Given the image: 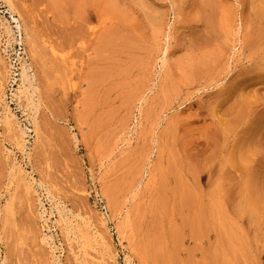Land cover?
<instances>
[{
  "label": "rangeland",
  "instance_id": "obj_1",
  "mask_svg": "<svg viewBox=\"0 0 264 264\" xmlns=\"http://www.w3.org/2000/svg\"><path fill=\"white\" fill-rule=\"evenodd\" d=\"M0 264H264V0H0Z\"/></svg>",
  "mask_w": 264,
  "mask_h": 264
},
{
  "label": "bare ground",
  "instance_id": "obj_2",
  "mask_svg": "<svg viewBox=\"0 0 264 264\" xmlns=\"http://www.w3.org/2000/svg\"><path fill=\"white\" fill-rule=\"evenodd\" d=\"M16 27H18V28H20V26H16ZM8 28V27H7ZM10 31V30H9ZM28 71H29V67H27L26 66V63L23 65V67H22V74H21V82H22V86L21 87H19L18 88V90L17 91H19V92H22L21 91V88L22 87H24V88H26V86H27V88L28 89H30V88H32L33 87V81H32V78H31V76L29 75V73H28ZM33 103L32 105H34V102L32 101V100H29L28 101V103ZM10 208V207H9ZM12 211V210H11ZM7 216V215H6ZM12 217V216H11ZM7 218V217H6ZM6 218H5V221H9V219H7L6 220ZM6 257H7V255H6ZM4 259H7V258H4ZM127 261H129V263H130V260H127Z\"/></svg>",
  "mask_w": 264,
  "mask_h": 264
}]
</instances>
